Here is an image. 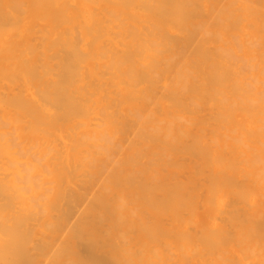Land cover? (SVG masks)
Segmentation results:
<instances>
[{"label": "bare ground", "instance_id": "bare-ground-1", "mask_svg": "<svg viewBox=\"0 0 264 264\" xmlns=\"http://www.w3.org/2000/svg\"><path fill=\"white\" fill-rule=\"evenodd\" d=\"M0 264H264V0H0Z\"/></svg>", "mask_w": 264, "mask_h": 264}]
</instances>
